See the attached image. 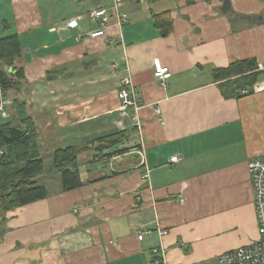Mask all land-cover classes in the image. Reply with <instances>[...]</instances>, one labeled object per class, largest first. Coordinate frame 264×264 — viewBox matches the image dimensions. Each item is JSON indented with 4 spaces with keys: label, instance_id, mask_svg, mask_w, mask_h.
I'll list each match as a JSON object with an SVG mask.
<instances>
[{
    "label": "crops",
    "instance_id": "crops-1",
    "mask_svg": "<svg viewBox=\"0 0 264 264\" xmlns=\"http://www.w3.org/2000/svg\"><path fill=\"white\" fill-rule=\"evenodd\" d=\"M192 1L123 0L118 25L113 0H0V37L17 33L25 49L42 152L118 129L125 75L141 103L127 122L138 119L139 129L128 125L119 143L127 150H85L82 186L57 192L58 177L48 197L0 217V264H144L159 229L168 230L166 264H217L257 237L246 163L264 153V88L224 98L212 71L242 58L264 64V0H228L226 12L224 0ZM99 7L111 12L110 42L77 40L98 27L88 14ZM165 11L173 29L161 36L153 16ZM73 17L79 29H54ZM156 57L172 73L164 83L153 75ZM140 230L149 231L143 240Z\"/></svg>",
    "mask_w": 264,
    "mask_h": 264
},
{
    "label": "trees",
    "instance_id": "trees-1",
    "mask_svg": "<svg viewBox=\"0 0 264 264\" xmlns=\"http://www.w3.org/2000/svg\"><path fill=\"white\" fill-rule=\"evenodd\" d=\"M186 2L193 1L186 0ZM153 19L154 27L161 36L170 34L173 29L170 11L154 15ZM24 52L19 34L10 33L0 37V96L9 99V104L6 106L9 116L0 115L1 218L10 210L44 199L49 195L48 186L36 179L38 174L45 171V163L38 126L30 111L28 84L23 63ZM258 65L255 58L236 59L227 66L214 68L212 77L224 98L239 99L257 92L255 85L259 84L264 77V70L259 69ZM53 72L55 69L48 71L47 77L49 78ZM126 137L125 130L116 129L96 136L84 144L55 148L51 152L50 168H55L59 175L57 192L75 189L84 184L78 162V156L82 152L92 149L96 156L98 154L102 158L113 153H120L128 147H120L117 144L124 141ZM101 142L108 143V148H113L112 152L102 150L98 153L96 144ZM167 231L166 234H168ZM154 248L157 249L156 253L153 252ZM150 250L151 257L146 261L158 258L159 264H166L162 239L159 238V243L152 246Z\"/></svg>",
    "mask_w": 264,
    "mask_h": 264
},
{
    "label": "built area",
    "instance_id": "built-area-1",
    "mask_svg": "<svg viewBox=\"0 0 264 264\" xmlns=\"http://www.w3.org/2000/svg\"><path fill=\"white\" fill-rule=\"evenodd\" d=\"M77 1V0H73ZM123 0H113L112 13H115V17L118 20V25L124 23L127 19L124 12L119 11V8ZM110 11L104 8H95L89 12V18L92 21H96L98 27L95 30H89L85 33L77 32L75 38L80 40L83 36L88 35L90 37L103 36L106 41L110 42L109 37H107L106 29L109 17L111 15ZM79 17H73L67 20L60 27H54L56 31L59 29H79ZM259 69L264 70V64L258 65ZM171 71L169 67L161 62L159 58L153 59V75L155 79L162 81L164 83L170 76ZM264 84H256V91L262 89ZM118 97L120 99V106L118 109V120L116 121V127L121 130H126L128 125L136 126L139 129L140 122L138 119L135 121H129V118L135 113L141 106L138 101L135 88L132 83V79L129 75H125L121 78L119 82ZM9 104V99L0 96V115L3 117H8L9 114L6 111V106ZM155 112L159 113L160 110L155 108ZM163 123V122H162ZM142 162L144 161V151L143 148L139 152ZM180 159V155H172L170 161L176 162ZM145 165V164H144ZM247 171L250 179V185L253 192V207L255 211L256 227H257V237L240 247L229 249L219 254L217 262L218 264H264V153L262 155L251 157L247 161ZM150 169L146 166L143 174L144 182L149 183ZM179 202L183 203L184 198L179 197ZM148 230H140L138 232V239L143 240ZM159 238L162 239L166 235L165 229L158 230ZM153 252L156 253L157 249L154 248ZM160 259L154 258L151 261H146L144 264H159Z\"/></svg>",
    "mask_w": 264,
    "mask_h": 264
},
{
    "label": "rangeland",
    "instance_id": "rangeland-1",
    "mask_svg": "<svg viewBox=\"0 0 264 264\" xmlns=\"http://www.w3.org/2000/svg\"><path fill=\"white\" fill-rule=\"evenodd\" d=\"M97 144H96V146H97ZM117 146H119V144H117ZM44 149L45 150L43 151V157H44V163H45V171L38 174L36 179L38 180V182L45 183L47 186H49V189H50L54 186L55 179L58 178L59 175H58L57 171L55 170V168H53V167L50 168V165L52 164V160H51V152L52 151H51V149H48L46 147ZM109 149L110 148H105L103 150H105L107 152V150H109ZM90 155L91 154H89V156ZM79 160H80V158H79ZM80 162H82V160H80ZM101 165H102V163L99 161L98 167H101ZM104 169H109V167H105V165H104Z\"/></svg>",
    "mask_w": 264,
    "mask_h": 264
},
{
    "label": "water",
    "instance_id": "water-1",
    "mask_svg": "<svg viewBox=\"0 0 264 264\" xmlns=\"http://www.w3.org/2000/svg\"><path fill=\"white\" fill-rule=\"evenodd\" d=\"M228 5H229V1L224 0V3L220 8L221 11L226 12L228 10V7H229ZM96 147H97L98 151H102L103 149L108 148V143L101 142V143H98Z\"/></svg>",
    "mask_w": 264,
    "mask_h": 264
}]
</instances>
